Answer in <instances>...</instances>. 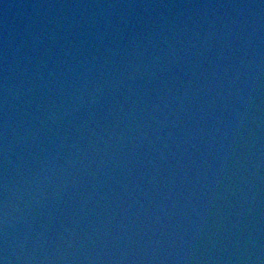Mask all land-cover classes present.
<instances>
[{
    "label": "water",
    "instance_id": "obj_1",
    "mask_svg": "<svg viewBox=\"0 0 264 264\" xmlns=\"http://www.w3.org/2000/svg\"><path fill=\"white\" fill-rule=\"evenodd\" d=\"M0 264H264V0H0Z\"/></svg>",
    "mask_w": 264,
    "mask_h": 264
}]
</instances>
